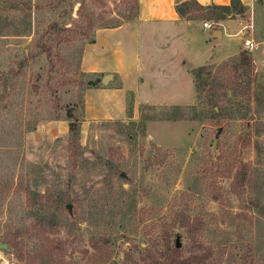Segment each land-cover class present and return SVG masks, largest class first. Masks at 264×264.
I'll list each match as a JSON object with an SVG mask.
<instances>
[{
    "label": "rangeland",
    "instance_id": "obj_1",
    "mask_svg": "<svg viewBox=\"0 0 264 264\" xmlns=\"http://www.w3.org/2000/svg\"><path fill=\"white\" fill-rule=\"evenodd\" d=\"M135 13L136 0H0V264L32 261L39 242L62 264H159L173 248L187 264H264L259 26L188 46L163 26L136 46L122 30L123 69L155 67L153 89L102 84L94 32Z\"/></svg>",
    "mask_w": 264,
    "mask_h": 264
},
{
    "label": "crops",
    "instance_id": "obj_2",
    "mask_svg": "<svg viewBox=\"0 0 264 264\" xmlns=\"http://www.w3.org/2000/svg\"><path fill=\"white\" fill-rule=\"evenodd\" d=\"M195 1L201 6H226L230 3V0ZM240 2L245 10L248 11L246 18V13H243L240 17L234 16L233 18L222 21L218 25V28L212 29H204L201 23V34L203 35V33H207V38L200 40L196 39V34L194 36L191 34V28L195 27L196 21H186L178 16L175 11V0H136V13L133 21L110 30H95V45L89 47L87 55L91 67L88 71L94 75L101 76L100 82L102 84H105L103 82L105 79L106 83H108L107 86L110 83H119V80H122V82H124V80H130L132 75H135L139 82L137 87H139L141 91L146 88L153 89L151 78L154 76L155 67L150 68L147 65V68H145L142 63H136L134 66L136 73L133 74L129 69H123L121 63L127 59V57L124 58V56L128 53L123 51L126 40L123 39L122 36L119 38L122 30H128L130 33V36L128 35L129 37L134 34L135 39L131 38V43L133 46H136V40L139 38L140 34H142V36L145 34V36L148 37L147 42H149V40H152V36H154L153 34L157 31L154 28L163 26V39L164 41H167V44L177 40L180 42H186L188 46L191 41H203L205 43L208 42L211 45H219L224 38H227L226 42H229V38L244 37L246 31L254 32L255 28L259 26L261 43L264 44V3L257 9L256 0H240ZM256 11L258 12V18ZM141 26H143V31ZM145 27L149 28V30H144L146 29ZM216 30L220 32L219 36L213 35V32ZM246 40L252 41V39ZM232 47L234 48L235 53L239 49V46L236 43L233 44ZM175 56L176 55H171V57L168 58V63L172 62L173 64ZM147 57H149V55H147ZM162 62H164V60H162ZM178 63L179 61L176 64V68L179 71L181 66L180 63ZM182 64L184 63L182 62ZM166 70V67H158L157 73L165 76ZM144 72L147 73L144 74Z\"/></svg>",
    "mask_w": 264,
    "mask_h": 264
},
{
    "label": "trees",
    "instance_id": "obj_3",
    "mask_svg": "<svg viewBox=\"0 0 264 264\" xmlns=\"http://www.w3.org/2000/svg\"><path fill=\"white\" fill-rule=\"evenodd\" d=\"M257 5L261 6L264 0H256ZM175 11L177 15L186 21H210L214 24L213 28H218V25L227 19L234 16L242 15L245 12V8L241 4L240 0H230L229 5L226 6H201L195 0H175ZM238 64L245 67L248 70L250 62L249 56L246 52H240L238 55ZM239 66V67H240ZM70 131L72 136L70 137V143L72 147H76L78 139L76 135L75 123L70 124ZM77 152V149H73ZM39 247L34 254L35 259L32 261H25L26 264H34L35 260L39 261V264H62L63 254L60 252L61 247L58 244H52L49 246L44 242H39ZM21 261V260H20ZM159 264H187L181 262L178 258V252L175 248L171 250V253ZM189 264H196L195 262H189Z\"/></svg>",
    "mask_w": 264,
    "mask_h": 264
},
{
    "label": "built area",
    "instance_id": "obj_4",
    "mask_svg": "<svg viewBox=\"0 0 264 264\" xmlns=\"http://www.w3.org/2000/svg\"><path fill=\"white\" fill-rule=\"evenodd\" d=\"M202 26L204 29H212L214 27V24L212 22L210 23L205 21L202 23ZM244 45L247 47L249 51H251L254 48V44L251 40H245Z\"/></svg>",
    "mask_w": 264,
    "mask_h": 264
},
{
    "label": "water",
    "instance_id": "obj_5",
    "mask_svg": "<svg viewBox=\"0 0 264 264\" xmlns=\"http://www.w3.org/2000/svg\"><path fill=\"white\" fill-rule=\"evenodd\" d=\"M213 35L219 36L220 32L218 30H216V31L213 32ZM103 82L106 83V80L104 79ZM176 247H179L178 243H176ZM0 248L4 249V248H6V245L2 244V245H0Z\"/></svg>",
    "mask_w": 264,
    "mask_h": 264
}]
</instances>
